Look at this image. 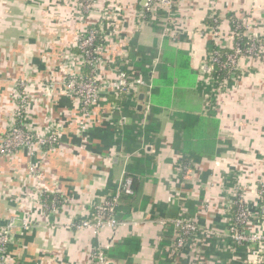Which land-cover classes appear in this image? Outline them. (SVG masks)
<instances>
[{
  "label": "crops",
  "instance_id": "obj_1",
  "mask_svg": "<svg viewBox=\"0 0 264 264\" xmlns=\"http://www.w3.org/2000/svg\"><path fill=\"white\" fill-rule=\"evenodd\" d=\"M207 1L176 0L171 23L175 40L164 34L162 24L140 20L144 0H97L89 13L82 11L80 0H0V138L11 127L21 81L29 93L27 127L61 129L60 143L33 158L24 150L0 156V222L15 221L8 264H86L95 247L114 249L130 237L139 239L140 250L129 260L109 256L112 264H160L167 251L171 264H246L255 255L226 236L201 235L203 252L197 263L193 248L188 253L171 247L174 219L181 209L200 227L226 233L227 189L238 183L247 187V202L255 208L259 200L252 190L264 182V129L259 120L249 125L253 117L264 120V61L214 102L207 95L197 96L214 41L204 35ZM214 1L218 18L228 28V18L242 19L251 5V0ZM104 14L110 17L103 25L102 55L107 62L100 81H109L111 68L120 65L138 71L152 87H141L137 98L126 99L125 108L115 102L118 96L104 89L82 132L80 103L66 90L65 81L81 73L75 55L79 36ZM256 18L264 24V13ZM177 65L180 75H173ZM188 114L219 121L215 153L210 154L218 156L192 160L193 166L182 173L176 169L183 160L181 147L197 152L195 135L177 137L180 117ZM139 117H147L148 130L136 148L134 136L124 128L133 127ZM125 175L136 180L138 192L133 195L135 205L122 200L118 206L122 224L99 236L75 229L72 223L100 202L108 184L118 186ZM41 193H59L66 203L59 212L46 210L39 202ZM207 200L211 207L203 209ZM24 221L31 227H24Z\"/></svg>",
  "mask_w": 264,
  "mask_h": 264
},
{
  "label": "built area",
  "instance_id": "obj_2",
  "mask_svg": "<svg viewBox=\"0 0 264 264\" xmlns=\"http://www.w3.org/2000/svg\"><path fill=\"white\" fill-rule=\"evenodd\" d=\"M97 0H80L81 9L86 13L91 12V9L96 5ZM162 10L166 13V17L163 19V32L164 34L173 35L174 39L177 40L178 36L175 31H170L171 23L174 22L175 11H176V0H144V4L141 12L139 13L140 20L149 23H155L158 18V11ZM147 12L149 14H147ZM101 21L97 26L87 28L79 36L76 48L80 50V53L75 54L77 59L80 61L81 67L89 66L92 68L90 76L83 75L82 73L69 76L65 81L66 90L76 97L80 103V117L78 125L80 131H85L87 125L94 115V111L99 103L101 92L107 89L109 92H113L119 96L121 94L134 93L137 95L141 87L151 88L152 84L144 80L138 71L125 70L120 65H115L111 69L114 71V76L110 78L106 83H102L99 78L101 67L107 62L102 55L103 38H104V20L109 19L110 16L107 14L102 15ZM215 20H218V17ZM140 22V21H139ZM210 27V26H208ZM215 30V28H212ZM100 32V33H99ZM235 35H232V52L226 55V59L223 60L222 53L215 51L211 55L210 60L214 64H220L224 69H227L228 75L218 81L213 76L209 77L212 88L210 91L211 97L214 99L226 94L230 90L229 79L230 76L238 73L235 78H240V70L236 68V59L239 56H247L256 50L254 44H249L247 41L245 45H241L242 38L245 37L241 26L238 24L236 27ZM99 34L102 35L101 42L97 43ZM100 35V36H101ZM218 45V44H217ZM220 46V45H219ZM222 47V46H220ZM213 67L210 70H213ZM236 71V72H235ZM213 82V83H212ZM27 83L25 81L19 82V92L17 95V103L14 108L12 115V124L9 130L0 138V156L9 157L15 155L20 150L27 151L33 158L38 153L48 151L54 148L60 143L61 129L59 125L51 126L47 131L41 132L27 127L26 115L29 104V93L26 89ZM213 99V100H214ZM214 102V101H212ZM150 104L147 105L149 109ZM21 118L23 123H21ZM126 118L123 117L120 121V126L125 123ZM119 128V126H117ZM31 170H36V163L32 162ZM190 168H179V171L187 172ZM133 178L130 175H125L119 185L117 186L114 194L105 195L101 198L99 203L94 204V207L89 212L83 213V217L77 222H73L72 225L77 230H90L96 236H99L105 229H115L122 224L117 217V209L120 204V199L123 195H134L133 189ZM229 192L228 201L226 208L230 212L236 207V219L235 223L232 224L228 231L229 237L233 239L236 244H240V239L243 238L244 234V223L245 219L248 218V204L245 198L243 187L238 183L227 189ZM256 192L264 203V182H261ZM58 194H44L41 193L39 202L41 206L46 210L53 211L54 213L59 212L65 205L62 200L57 196ZM50 197L52 201H48ZM207 202L210 203L209 200ZM175 224V249L180 250L197 233V222L193 218L178 217L174 220ZM15 226V221L10 220L8 223L2 224L0 222V264H8L7 260V245L8 241L12 238V230ZM23 226L27 229L31 227L30 221H24ZM110 246V245H109ZM264 248V246H262ZM231 248V246H230ZM104 246L99 245L94 248L90 254V259L86 264H108L110 262L104 253ZM197 252V247L195 249ZM264 255H260L257 259L252 261V264H263Z\"/></svg>",
  "mask_w": 264,
  "mask_h": 264
},
{
  "label": "trees",
  "instance_id": "obj_3",
  "mask_svg": "<svg viewBox=\"0 0 264 264\" xmlns=\"http://www.w3.org/2000/svg\"><path fill=\"white\" fill-rule=\"evenodd\" d=\"M147 14H149V13L147 12ZM176 15L177 14L175 13V16ZM165 17H166V13L162 10H159L158 11V18L155 20L154 24L155 25L157 24L158 26H159V24H160V26L162 24L161 27L163 28V24H164L163 19ZM233 21H234V18L230 17L229 23L233 25ZM206 22H207L206 24L208 26L214 27V26L220 24L221 20L218 18V21H216L215 17L209 16L207 18ZM96 26L99 29L98 24ZM233 27H234V25H233ZM100 35L101 34H99V39H97V43L101 42L102 35L101 36ZM247 41H248L247 37H244L241 40H239V42H241V45H243V46L245 45V43ZM210 45H211L210 46L211 52L209 54V59L207 62L209 69L203 73V79L200 81V83L197 82V96L201 95L203 98H205L206 95L210 94V91L212 88V84H211V81L209 80V77L213 76L218 81H220L221 79H223L224 77H226L228 75L227 69H224L220 64H214V67L212 66L213 63L210 60L211 55L214 54L215 51H220L222 53L223 60H225L226 55L232 52V49L230 47H228V48L227 47H220L219 45H217V43L215 41L210 42ZM75 51H76V54L80 53V50L77 48L75 49ZM186 59H187V57H186ZM212 67H213V70H210ZM121 68H123V67L121 66ZM81 73L83 75L90 76L92 73V68L89 66H84L81 69ZM174 73L176 75H180L178 65L175 69V72H173L172 74L174 75ZM237 76H238V73H235V74H233V76L232 75L230 76L231 77L229 79V85L230 86H232L233 84L236 83L235 78ZM185 77L187 80L188 77L186 75H185ZM178 84L180 85V83H178ZM115 96H117V95H115ZM134 97L137 98V96L134 93L121 94L117 97V100H115V102L118 103L119 106H121V108L122 107L125 108L126 99L127 98L128 99L134 98ZM208 98L210 100L214 101L213 96L211 97V95H209ZM124 100H125V102H124ZM180 118H181L182 126L179 127L180 133L178 134L177 137H187L188 135H195V137H196L195 149H197V152L187 153V151L183 150L184 147H181V150H182L181 152H183V160H181L180 162H178L176 164V169H179L181 167L182 168H187V167L191 168L193 166L192 160L197 161V163H199L204 157H210V158L217 157L218 155H215L213 157L210 154L215 153L213 147L215 146V140L217 137V132H218L219 127H220L219 121L217 119H214L213 117H203L202 114H197V116L188 114V115H185L184 117H180ZM137 120L138 121L133 125V127H130V128L126 127L124 129H125V131L128 130L129 134H132V136H134V138L132 139V142H135L136 148H139L140 142L138 141V138L140 136L144 135L145 131L148 130V126H147V123H148L147 120L148 119H147V117H139V118H137ZM20 122L21 123L24 122L22 118H21ZM177 128H178V126H177ZM125 133H124V136H125ZM121 135H122V133H121ZM122 138H124V137H122ZM186 145H187V143H186ZM147 171H146V173H147ZM183 172H185V171H182V173ZM141 173H144V171H141ZM234 185H232V186H234ZM116 189H117V185L109 183L107 188H106V191H105L106 195L114 194L116 192ZM133 189H134L135 193L138 192V183L136 182V180H134ZM57 196L59 197V199L62 200V203H64L65 197L62 196L61 194H59ZM133 197H134L133 195H123L120 199V204H121L122 200H125L128 203L135 205V199ZM52 198L53 197H50L48 199V201L49 202L52 201ZM65 203H66V201H65ZM229 213H230V220H229V227H230L232 224H234L236 222L235 221V219H236V207H234V209H232ZM177 216L178 217L184 216L187 218H192V217H190L191 216L190 214L184 213L182 211V209ZM178 217H176V218H178ZM229 241L233 245H237L233 241V239H230ZM175 242H176V239H175V235H174L173 242L171 245V247H173L174 249H175V246H174ZM171 247H170V251H171ZM140 248H141V246H140L139 239L130 237V238H127V239L123 240L122 242H119L118 244H116L114 249L104 250V253H105V256L107 258L109 256H114L117 254V257L129 260V259H132V256L136 252H138L140 250ZM167 252L168 253H167V255H165V260L160 262V264H171L172 263V260L168 258L169 257V255H168L169 251H167Z\"/></svg>",
  "mask_w": 264,
  "mask_h": 264
},
{
  "label": "rangeland",
  "instance_id": "obj_4",
  "mask_svg": "<svg viewBox=\"0 0 264 264\" xmlns=\"http://www.w3.org/2000/svg\"><path fill=\"white\" fill-rule=\"evenodd\" d=\"M215 1L214 0H208L207 4L205 6V19L209 16L212 17V15L218 17V13L216 14V8H215ZM264 13V2H261L260 0H251V5L248 7L246 14L243 16L242 19L233 21V25L230 24V27L228 28L225 24V21L223 19V22L220 24L214 26L215 30H213V27H208L207 24L204 23V32L205 36L211 38L214 40L218 45H227L226 47H232L233 41L232 35H235L236 27L239 24L243 30V34L245 37H247L249 44H254L256 47V50L253 51V54L250 55H243L239 56V58L236 59L235 66L236 68H239L240 70V78H237L236 85H240L241 81L244 79V77L248 74H251L250 68L253 65L259 66L263 65L264 61V24L262 22L257 20L258 14ZM230 19V18H228ZM218 21V20H217ZM262 21V20H261ZM207 23V22H206ZM200 30V29H198ZM170 31H173V28L170 27ZM253 68V67H252ZM240 82V83H239ZM235 85V86H236ZM237 85V86H238ZM215 101V99H214ZM254 121L249 122V125L252 126L255 123H258L257 120H259V128L262 127L264 129V120L262 118L253 117ZM245 198L247 201L248 191L247 187H243ZM256 195L259 202L257 203V206L254 208L252 205H249L248 202V218L245 219L244 223V234L242 235L243 238L240 239L241 243L239 245L246 246L248 248H251L254 250L255 255L251 257L249 261H247L246 264H252V261L254 259H257L260 255H264V203H262L260 196L256 192V189L252 190V195ZM228 199V198H227ZM211 207V203L205 201L203 203V209ZM197 233L192 237V240L189 241L188 244H186L181 250L190 253V249L193 248L194 251V261L197 263L200 259V255L203 252V241L204 237L201 235H210L212 237L220 238L222 236L229 237V231H226V233H222L221 231H217L211 228H202L199 226L197 222ZM15 227V226H14ZM13 227V228H14ZM12 238L8 241L7 245V252L9 245L13 242V233ZM197 247V252L195 251ZM234 249V248H232ZM6 252V253H7ZM199 255V256H198ZM197 258V259H196ZM199 258V259H198Z\"/></svg>",
  "mask_w": 264,
  "mask_h": 264
},
{
  "label": "water",
  "instance_id": "obj_5",
  "mask_svg": "<svg viewBox=\"0 0 264 264\" xmlns=\"http://www.w3.org/2000/svg\"><path fill=\"white\" fill-rule=\"evenodd\" d=\"M205 69L207 70L208 69V65L205 66ZM108 264H112L111 262H108Z\"/></svg>",
  "mask_w": 264,
  "mask_h": 264
}]
</instances>
